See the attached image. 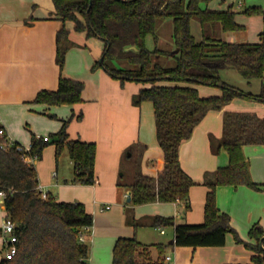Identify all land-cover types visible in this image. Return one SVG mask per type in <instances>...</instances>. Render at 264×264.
Wrapping results in <instances>:
<instances>
[{
	"label": "trees",
	"instance_id": "obj_1",
	"mask_svg": "<svg viewBox=\"0 0 264 264\" xmlns=\"http://www.w3.org/2000/svg\"><path fill=\"white\" fill-rule=\"evenodd\" d=\"M55 15L61 21L55 34V63L58 67L57 88L42 89L34 103L48 106L72 105L81 102L83 82L62 74L67 51L77 43L71 32L84 39H98L103 43L101 60L92 69L101 68L108 76L123 84L135 82L144 85L132 97V102H150L155 120V136L163 152L164 165L157 177L133 172L127 183L132 204L149 202H182L190 208L189 190L196 183L182 169L178 150L189 138L193 128L208 110H219L235 98L264 103V33L258 42H226L220 35L226 31L241 30L235 20L236 12L214 9L201 3L210 0H51ZM247 16L261 14L258 7L242 11ZM170 19L172 30L169 41H162L158 26ZM199 23L200 39L191 32V21ZM71 23L68 28L66 23ZM232 68L250 84L260 80L257 93L239 90L223 81L220 71ZM220 89V94L203 96L197 86ZM51 117H54L51 115ZM81 116L78 115L77 118ZM62 121L51 141L30 133V147L24 149L13 142L3 148L0 136V189L5 192L3 209L15 224L16 254L2 259L0 264H88L87 244L80 236L93 225V216L83 203L58 201L47 194L42 199L36 189L37 172L34 166L41 159L43 149L55 147L57 158L64 148L72 161V183H95L94 142L70 139ZM2 125L0 124V128ZM211 151L223 149L228 157L226 166L218 167L214 178L205 183L207 191L203 207V221L198 224L176 223L173 217L157 215L154 226L172 227L176 246H223L225 236L231 233L241 242L230 224V216L216 205L218 186L246 185L264 190V183L250 177L249 162L242 147L264 145V116L255 113L226 111L220 138H209ZM139 144L130 145L123 155L132 164ZM129 154V156H128ZM126 173V172H125ZM123 171L120 179L125 176ZM134 226L136 224L134 223ZM248 235L254 243H245L252 251V264H264V228L252 225ZM157 256L152 257L151 245L134 237H118L112 248V264H166L164 247L156 244Z\"/></svg>",
	"mask_w": 264,
	"mask_h": 264
},
{
	"label": "crops",
	"instance_id": "obj_2",
	"mask_svg": "<svg viewBox=\"0 0 264 264\" xmlns=\"http://www.w3.org/2000/svg\"><path fill=\"white\" fill-rule=\"evenodd\" d=\"M233 4L234 0H213L208 7L226 9L230 6L232 9ZM239 7H241L240 2ZM235 12L241 11L235 10ZM60 26L61 21L55 15L51 0H0V124L9 138L24 149L30 147L31 132L39 137L47 136V141H51L50 134L56 133L65 119H69L66 131L70 139L95 143L96 181L93 185L71 182L73 169L70 157V173H62L58 176L59 168L56 161L55 171L52 172L50 179L44 178L38 170L41 159L34 162L37 181L42 189L58 201L83 203L86 211L92 214L93 223L97 215L103 216L112 206L118 207L113 214H107L105 217L106 222L113 218L115 221L118 219L116 223L121 224L122 228L119 227L117 232H111L110 235L104 233L105 239L102 237L97 240V237L91 234L92 225L89 231L84 233L83 241L85 243L91 241L93 252H96V256L91 255L89 258L87 256L88 264L89 262L112 264V249L108 258L110 252L108 246L111 243L113 248L118 237H134L143 244L151 245L152 257L157 256L154 245L165 246L164 257H169L170 264H252V251L245 252L239 249V245L228 237V233L223 246H176L173 240V228L154 226L153 219L161 215L173 217L176 223L198 224L203 221L207 191L205 183L213 180L217 168L226 166L228 162L227 154L223 149L218 153L211 151L209 138L221 137L224 112L239 111L264 116V103L235 98L219 110H208L193 128L189 138L180 143L179 163L196 183L189 190L188 210H185L182 202L154 201L132 204L131 198L127 201V196L130 195L128 187L118 185L130 180L120 179L123 174L122 161L125 150L134 143L139 144V150L134 154L132 164L128 160V164L125 165L129 176L135 171L157 177L164 165L163 152L155 136L152 104L145 101L135 105L132 102V97L144 85L135 82L120 84L101 68L92 69V65L100 58L103 43L93 38L86 40L81 34L74 32H71L70 39L79 46L67 51L62 74L83 82L81 102L59 106L34 103L33 99L38 91L57 88L55 34ZM66 26L72 27L69 22ZM228 32L221 33L220 39L235 42L230 40ZM160 39L163 41L162 36ZM258 40L259 36L255 42ZM197 88L203 96L220 94L219 88L200 85ZM78 115L81 117L77 118ZM26 126L29 127L28 130ZM242 150L249 162L251 179L256 183H264L261 181L264 180V145H244ZM66 151L68 154L67 149ZM252 153L259 156V160H255L254 164L250 162ZM236 188L218 186L216 205L219 211L225 213L228 211L232 214L230 224L235 230L240 231L241 227L235 213L242 210L248 213L249 231L252 225L259 224L258 221L252 222L256 217V209H252L246 203L234 204ZM224 193H229L231 196L230 210L222 203ZM105 205H109V209L100 210ZM5 217L6 213L0 199V253L3 251L0 261L5 259L6 251L1 233ZM141 228H152L156 232L155 238L152 236L151 242L149 240L145 242Z\"/></svg>",
	"mask_w": 264,
	"mask_h": 264
},
{
	"label": "rangeland",
	"instance_id": "obj_3",
	"mask_svg": "<svg viewBox=\"0 0 264 264\" xmlns=\"http://www.w3.org/2000/svg\"><path fill=\"white\" fill-rule=\"evenodd\" d=\"M212 1L210 0L207 3V5L206 3H201L200 5L202 7H205V6L208 7L210 2ZM227 1H230V0H227ZM239 2L241 3V7L238 8ZM253 6L260 8L262 10V13L251 15V16H247L241 13L243 9L248 8V7H253ZM232 10L241 11L240 13H236L235 20L238 23L243 24L245 28L241 30L231 31V32L229 31L228 34H229L230 40L235 41V43H239V42L254 43L255 41H257L259 32L264 31V0H234ZM199 29H200L199 23L196 22L195 20H192L191 21V32L197 40L200 39ZM171 30H172V26H171L170 19L165 20L157 28L158 34L163 37L164 41L170 40ZM219 75L223 81H225L226 83L232 86L237 87L239 90H243L245 92H252V93H257L259 91L260 84H261L259 79H252L249 84L247 83L248 81L246 79L241 77L232 68H226V69L221 70ZM26 129L28 130L29 127L26 126ZM50 137H51L50 140H52V134H50ZM54 149H55L54 145L49 143L42 151V158L39 161L40 168L38 167V170L40 171V173L42 174L44 178H48V179L51 178L52 172L55 171L54 167L56 165V161L58 163V168H59L58 176H60L62 173H66V174L70 173L71 166L69 164V156L67 154L66 148L62 150V152L59 154L57 158L55 157ZM63 153H65V155ZM255 160H259V156H256L255 153H252L250 162L254 164ZM122 164H123L122 171H124V173L126 172L123 179L126 180L128 175H127V171L125 170V167H126L125 165L128 164V158L122 161ZM261 181L264 182V180H261ZM234 191H235L234 192L235 193L234 204L236 205L237 202L246 203V205L251 206L252 209L253 208L254 210L256 209L255 210L256 217L252 222L258 221L259 225L264 227V190H256L246 185H239ZM230 199H231V196L229 195V193L223 194L222 203L227 206L225 208H227L228 210H230L229 209ZM117 208H118L117 206H112L110 211L104 213L105 215L103 214H102L103 216L97 215L95 217L96 219L94 218V223L91 229V234L92 235L94 234L97 237L96 238L97 240L101 239L102 237H104L103 239H105L106 236L104 233H108V235H110L111 232H117V230H119V227L122 228L121 224L119 225L118 223H116L118 219L115 221V219L113 218L109 222L105 221L106 215L113 214L117 210ZM226 212L228 213L230 217L232 216L230 212L228 211ZM235 214H236L237 222L241 226L240 231L238 229H236L235 231L237 232L238 237L241 239V242H236L231 233H228V237L231 240H233L236 245H239L240 247L239 249L245 252H248L249 249L247 248L245 243H254V240L251 239L248 235V226H247L249 222L248 213L242 210ZM140 231L143 232V238L145 242H148V240L151 242V240H153L152 236L153 238H155L156 232L152 228H141ZM86 244L88 247V252H87L88 258L91 257V255L96 256V252L94 253L91 247V241L88 240ZM108 249L110 250V252L108 253V258H110V253L112 249L111 243H109ZM95 250H96V246L94 248V251ZM99 251L101 253V250ZM0 255H3V251H1ZM218 264H222V263H218Z\"/></svg>",
	"mask_w": 264,
	"mask_h": 264
},
{
	"label": "built area",
	"instance_id": "obj_4",
	"mask_svg": "<svg viewBox=\"0 0 264 264\" xmlns=\"http://www.w3.org/2000/svg\"><path fill=\"white\" fill-rule=\"evenodd\" d=\"M262 33H264V31H262ZM0 136L3 138V144L1 146L4 149L12 145L13 141L9 138L8 134L6 133L3 127L0 128ZM42 139L46 141L48 140V137L44 136L42 137ZM36 189L40 193L42 199L47 198V192L42 189V186L39 183L37 184ZM4 197H5V192L2 189H0V199L3 201ZM109 207H110L109 205H105L100 210L109 209ZM160 230L161 232H163V229L160 228ZM1 233L4 238V243L6 247L5 259H10L16 254L17 251V247L15 244L17 241V237L15 234V224L8 217H5L3 221V224L1 226ZM83 238H84L83 235L80 236V240H83ZM168 259H169L168 256L164 257V261L166 264H169Z\"/></svg>",
	"mask_w": 264,
	"mask_h": 264
},
{
	"label": "water",
	"instance_id": "obj_5",
	"mask_svg": "<svg viewBox=\"0 0 264 264\" xmlns=\"http://www.w3.org/2000/svg\"><path fill=\"white\" fill-rule=\"evenodd\" d=\"M101 60V58H99V61ZM130 200V195H128L127 196V201H129ZM262 240H264V237H262L261 239H260V245L262 246ZM172 241H170V243H171Z\"/></svg>",
	"mask_w": 264,
	"mask_h": 264
}]
</instances>
